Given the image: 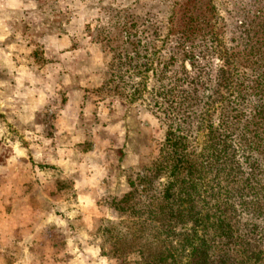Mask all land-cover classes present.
I'll return each instance as SVG.
<instances>
[{
  "label": "rangeland",
  "instance_id": "374dc122",
  "mask_svg": "<svg viewBox=\"0 0 264 264\" xmlns=\"http://www.w3.org/2000/svg\"><path fill=\"white\" fill-rule=\"evenodd\" d=\"M90 3L93 19L82 25L84 33L67 64L65 49H45L54 35L62 34L59 24L50 25L56 33H46L51 21L37 3L0 0V167L3 157L21 156L17 163L27 167L19 165L21 183L34 186L31 195L39 197L41 213L48 200H55V212L62 217H42L41 243L31 248L18 241L13 256L2 261L122 264L114 251L129 249L105 240L116 235L112 225L108 233L100 230L120 221L114 206L130 191L129 183L150 175L172 130L186 135L197 154L209 141L229 146L237 170H230L231 177L207 174L198 207L225 213L235 236L264 250V0ZM72 5V11L80 8ZM253 15L258 19L251 22ZM186 21L198 27L189 46L198 57L182 64L177 53ZM221 47L231 50L234 67L230 82L219 86ZM253 52L259 60L247 62V53ZM190 78L195 79L191 84ZM70 89L79 91L73 98L82 90L90 94L86 111L71 119L63 109ZM188 92L194 94L191 100L185 98ZM32 104L38 109L34 113ZM17 106L23 108L20 113ZM80 174L88 175L82 179L88 186L67 190V184L77 185ZM5 180L0 175V184ZM62 183L66 190L59 192ZM7 195L0 193V199ZM144 197L145 192L140 200ZM122 212L124 229L131 232L130 212ZM68 218L70 228L62 227ZM137 260L136 254L125 259Z\"/></svg>",
  "mask_w": 264,
  "mask_h": 264
},
{
  "label": "trees",
  "instance_id": "16d2710c",
  "mask_svg": "<svg viewBox=\"0 0 264 264\" xmlns=\"http://www.w3.org/2000/svg\"><path fill=\"white\" fill-rule=\"evenodd\" d=\"M253 19L258 18L253 15L251 22ZM185 24L186 28L179 35L181 44L177 53L182 64L185 60L198 57L189 53L198 27L196 29L192 22L186 21ZM247 26L249 30L252 25L247 23ZM221 49L219 60L223 65L219 68V86L230 82L234 67L231 50ZM126 52L129 54L134 50ZM255 53H247V62L259 60ZM193 63L190 62L192 71L195 67ZM190 81L191 84L195 79L190 78ZM192 95L188 92L185 98L191 100ZM186 138V135H177L173 130L168 133L150 175L143 176L138 183H129L130 191L114 206L120 221L107 223L108 226L100 230L103 234L108 233L112 225L116 235L105 240L111 241L114 247L129 249L127 252L115 249L116 259L122 260V264H264V250L242 236H235L229 216L223 212L212 214L211 210L198 207L207 174L214 172L231 177L230 170H237L232 167L235 164L234 154L229 153V146H221L222 141L207 142L208 146L197 154ZM251 139L248 138L247 142L252 143ZM162 179H166L165 183L161 182ZM155 183H160L157 193ZM144 192L147 197L142 201ZM135 195L136 202L130 203V198ZM226 205L223 203L224 207ZM123 210L130 212L127 221L133 222L131 232L124 229ZM130 254H136L138 260L127 263L125 259Z\"/></svg>",
  "mask_w": 264,
  "mask_h": 264
},
{
  "label": "crops",
  "instance_id": "0c3cea01",
  "mask_svg": "<svg viewBox=\"0 0 264 264\" xmlns=\"http://www.w3.org/2000/svg\"><path fill=\"white\" fill-rule=\"evenodd\" d=\"M37 3L38 7H40L39 12L41 15L46 16L50 19V23L47 22L46 33H56L58 30L51 28L50 25H60L62 34L54 35L56 37H52V42L45 46V49L49 50L50 48L65 49L64 53H67V64L71 63L73 60L72 52L76 48V41L81 34L84 33V30L81 31L82 25L85 27L88 21L91 20V7L89 5L92 0H31ZM50 1L51 3H49ZM67 1H69V9H67ZM98 1V0H97ZM46 3V4H45ZM72 3L79 4L80 8L78 10L71 9ZM46 5H48V9H46ZM50 5V6H49ZM61 6V7H60ZM63 8V9H62ZM60 9V10H59ZM69 10V12H67ZM65 18V19H64ZM93 19V18H92ZM76 25H79L77 27ZM65 30H64V29ZM58 33V34H59ZM51 38V37H50ZM55 39V40H54ZM54 41V42H53ZM27 46V45H26ZM79 60V59H78ZM71 74L68 73V81L71 78ZM79 91L67 90V101L63 105L64 113L69 114V118L75 114H81L82 111H86V106L89 104V93L87 91L82 90L81 95L79 97H72L73 93H78ZM38 94V93H35ZM35 94L32 95L35 96ZM30 107V105H29ZM21 106H17V113L22 111ZM38 109L34 108L33 104L31 105L30 112L34 113ZM14 112V111H13ZM18 117V116H17ZM74 118V117H73ZM23 119V118H22ZM32 119V118H29ZM29 121V120H28ZM31 121V120H30ZM67 150V155H68ZM23 154V153H22ZM18 154L9 155L8 157H3L2 165L0 167V175H2L6 180L3 184H0V193H7L6 197L2 196L0 199V264H8V262H3L2 260L6 256H13L11 250L17 246V244H27L28 246L35 247V245H39L41 242L40 229L42 228V217L47 218L48 216L55 219L58 217L61 219V215L59 216L56 210V202L55 200H48L46 206L47 209L41 213L40 209L37 207L36 203L39 197L32 196L34 194V186L27 184L26 181H22L21 183V172L23 167L24 169L26 165H20L17 163V160L23 159L20 158ZM17 164V165H16ZM21 167H20V166ZM27 173V170H24ZM65 176H68L65 174ZM83 178L88 179V175L80 174L77 179H75V183L70 186L67 184V190H82L84 187L88 186V182L86 180H82ZM28 182H31L29 180ZM59 185V184H57ZM60 186V187H59ZM57 190L60 192L61 190H66V186L64 183L60 184ZM61 191V192H62ZM38 193V190L37 192ZM43 197H47L44 196ZM63 205H66V201L60 202ZM59 203V204H60ZM51 213H50V212ZM48 214V215H47ZM51 219V220H52ZM58 221V220H57ZM79 221V220H77ZM72 220L69 218L64 220L61 224L62 227L70 228ZM51 223V221H49ZM78 223V224H76ZM75 226L79 225L80 222H76ZM56 224V222H54ZM52 224L48 226L51 227ZM44 226L47 227L45 223ZM60 226V227H61ZM19 241V243H18ZM8 245V246H7ZM55 243L52 244L55 247ZM10 246V248H9ZM19 264V263H18Z\"/></svg>",
  "mask_w": 264,
  "mask_h": 264
}]
</instances>
